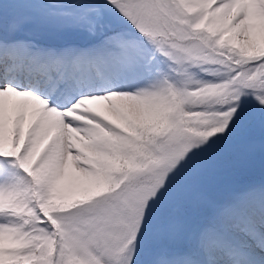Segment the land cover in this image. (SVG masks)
Returning <instances> with one entry per match:
<instances>
[{"label": "snow or ice", "instance_id": "1", "mask_svg": "<svg viewBox=\"0 0 264 264\" xmlns=\"http://www.w3.org/2000/svg\"><path fill=\"white\" fill-rule=\"evenodd\" d=\"M257 165L264 0H0V264H264Z\"/></svg>", "mask_w": 264, "mask_h": 264}, {"label": "rangeland", "instance_id": "2", "mask_svg": "<svg viewBox=\"0 0 264 264\" xmlns=\"http://www.w3.org/2000/svg\"><path fill=\"white\" fill-rule=\"evenodd\" d=\"M261 179H264V174L261 173L259 166L245 169L235 175L229 176L227 178V184L230 186H237L243 183L256 181L259 182ZM226 192H221L218 195H225Z\"/></svg>", "mask_w": 264, "mask_h": 264}]
</instances>
